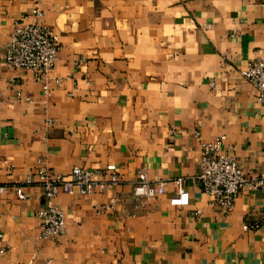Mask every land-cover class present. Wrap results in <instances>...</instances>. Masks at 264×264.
<instances>
[{"label": "crops", "instance_id": "1", "mask_svg": "<svg viewBox=\"0 0 264 264\" xmlns=\"http://www.w3.org/2000/svg\"><path fill=\"white\" fill-rule=\"evenodd\" d=\"M33 11L59 52L47 95L0 66V186L24 196L0 195V264H264V187L222 215L195 181L200 145L218 136L243 176L263 168L264 103L238 70L264 60V0H0V58ZM39 166H113L118 184L57 194L63 234L41 238ZM140 169L161 195H131ZM176 180L184 207L168 204Z\"/></svg>", "mask_w": 264, "mask_h": 264}, {"label": "built area", "instance_id": "2", "mask_svg": "<svg viewBox=\"0 0 264 264\" xmlns=\"http://www.w3.org/2000/svg\"><path fill=\"white\" fill-rule=\"evenodd\" d=\"M42 14L33 11L27 16L12 23L11 30L1 49L0 66L6 70H23L31 76V80L40 85L42 94L47 95L49 74L54 67L59 46L51 30L39 24ZM238 77L245 80L256 90V100L264 103V60L257 57L238 70ZM56 87L61 80L54 79ZM198 137V132H193ZM223 136H218L212 143L200 145L198 174L195 181L207 204L214 208L215 213L226 215L231 210L238 192L243 188L255 190L264 187V165L256 175L243 176L231 156L220 154ZM264 158V156H263ZM22 184H31L26 178ZM118 184L117 174L113 166H106L101 171L89 172L73 167L68 174L61 175L51 172L44 166L36 169V185L41 189L43 206L35 213L41 220L39 236L41 238L59 237L64 230L62 210L54 205L59 193L65 195H91L101 192L105 187ZM176 191L168 198V204L175 207L187 205V194L182 188L181 180L175 181ZM12 191L19 199L24 196L18 186L8 188L0 186V195ZM163 189L147 180L143 169L136 172V180L131 185V195L135 198L149 199L161 195ZM116 198L100 206L97 213L114 210ZM246 230V227H242Z\"/></svg>", "mask_w": 264, "mask_h": 264}]
</instances>
